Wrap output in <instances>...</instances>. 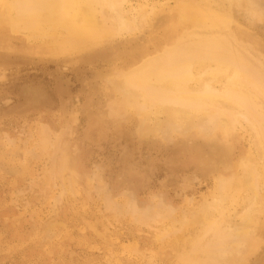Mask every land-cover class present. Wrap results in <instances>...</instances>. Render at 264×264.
Here are the masks:
<instances>
[{"label":"rangeland","instance_id":"obj_1","mask_svg":"<svg viewBox=\"0 0 264 264\" xmlns=\"http://www.w3.org/2000/svg\"><path fill=\"white\" fill-rule=\"evenodd\" d=\"M249 1L250 11L229 9L232 38L264 68V0ZM121 2L129 15L154 6L149 26L86 51L56 53L0 25V264H198L174 240L199 226L180 221L213 202L226 145L229 173L254 153L242 121L223 137L163 124L141 99L125 104L111 79L130 55L186 45L192 28L176 24L174 0ZM143 118L161 124L144 133ZM224 207L240 210L232 198Z\"/></svg>","mask_w":264,"mask_h":264},{"label":"bare ground","instance_id":"obj_2","mask_svg":"<svg viewBox=\"0 0 264 264\" xmlns=\"http://www.w3.org/2000/svg\"><path fill=\"white\" fill-rule=\"evenodd\" d=\"M249 2L174 0L170 10L177 16L176 24L192 28L186 45L176 40L152 55L148 51L130 55L129 67L111 79L126 105L136 99L154 105L168 126L219 130L223 137L241 121L249 129L254 153L237 160L238 174L229 173L231 149L226 145L213 202L200 204L190 220L180 221L199 226L192 237L174 240L188 247L184 253L198 264H264V238L257 233L264 215V68L254 65L233 40L229 13L231 7L250 11ZM123 9L121 0H0V25L25 31L56 53L86 51L117 35L140 32L155 13L154 6L149 12L142 6L133 15ZM257 9L251 15L260 21ZM169 39L165 36L159 44H169ZM144 121V133L161 124ZM229 198L240 205L234 217L227 216L224 207Z\"/></svg>","mask_w":264,"mask_h":264}]
</instances>
